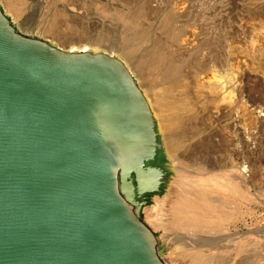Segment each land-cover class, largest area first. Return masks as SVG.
I'll return each instance as SVG.
<instances>
[{"label": "rangeland", "instance_id": "1", "mask_svg": "<svg viewBox=\"0 0 264 264\" xmlns=\"http://www.w3.org/2000/svg\"><path fill=\"white\" fill-rule=\"evenodd\" d=\"M0 6L21 33L125 61L156 119L160 163L169 164L163 190L176 185L175 197L192 199L182 190L186 179L198 178L196 167L206 173L204 186L191 188L214 206L165 210L162 228L145 220L152 205V193L146 195L142 219L152 223L167 264H192L187 252L203 255L212 246L216 264H264V0H0ZM157 53L161 59L151 63ZM166 78L183 85L171 90L177 99L165 98L170 105L158 98ZM172 115L178 123L166 119ZM168 135L186 140L183 163L164 160Z\"/></svg>", "mask_w": 264, "mask_h": 264}, {"label": "water", "instance_id": "2", "mask_svg": "<svg viewBox=\"0 0 264 264\" xmlns=\"http://www.w3.org/2000/svg\"><path fill=\"white\" fill-rule=\"evenodd\" d=\"M161 148L119 57L21 33L0 6V264H167L141 218Z\"/></svg>", "mask_w": 264, "mask_h": 264}, {"label": "bare ground", "instance_id": "3", "mask_svg": "<svg viewBox=\"0 0 264 264\" xmlns=\"http://www.w3.org/2000/svg\"><path fill=\"white\" fill-rule=\"evenodd\" d=\"M7 1V0H6ZM9 1V0H8ZM3 5H4V7L5 8H7V2H3ZM128 52V51H127ZM152 56V55H151ZM126 58V57H125ZM150 60H151V63L154 61L155 62V60H160L161 59V57H159V53H157V55L156 56H153V57H151V58H149ZM148 59V60H149ZM122 60V59H121ZM123 61V63L126 65V67L128 68V70L130 71V73H131V75L133 76V78L135 77L134 75H133V73H132V71L130 70V68L128 67V65L125 63V61L124 60H122ZM158 62H160V61H158ZM147 71V70H146ZM171 71H173V69L171 70ZM165 72V71H164ZM175 73V72H174ZM164 73L162 72V75H163ZM163 76H165V74L163 75ZM165 77H163V79H164ZM135 79V78H134ZM258 79H260V78H258ZM166 80L168 81V87H166V88H163V91H161L159 88V92H156L157 94H158V98L159 99H161L160 97H162L163 99H164V101L163 102H165L166 101V103L167 104H165V105H170L171 103H173V101L172 102H168L165 98H173V99H177V96H175V95H171V90L172 89H175L178 85H179V83H181V82H179L177 79H168V78H166ZM157 81V80H156ZM261 81V80H260ZM262 82V81H261ZM161 84V83H160ZM163 84V83H162ZM165 86V85H164ZM180 86V85H179ZM183 85H181L180 87H177V88H181ZM154 88V87H153ZM184 88H186V87H184ZM156 91L158 90V89H156V87L154 88ZM153 89V90H154ZM161 89H162V87H161ZM182 89V88H181ZM180 89V90H181ZM264 89V88H263ZM178 90V89H177ZM178 92V91H177ZM143 93V92H142ZM181 93V92H180ZM144 95V94H143ZM197 96V95H196ZM157 98V99H158ZM184 100V102L185 103H187V101H186V99H182L181 101H183ZM146 101H147V105H148V107H149V109H150V111H151V115H152V117H153V120H154V123H155V125H157V123H156V119L154 118V116H153V112H152V110H151V108H150V106H149V102H148V100L146 99ZM183 106H185V104H182ZM189 107V106H188ZM177 108V107H176ZM171 115V114H170ZM165 116V115H164ZM176 116V115H175ZM173 118V119H172ZM166 119H168V120H173V121H176V123H178L179 122V120L180 119H177V118H175L173 115L170 117V116H167L166 117ZM174 119H176V120H174ZM161 121V120H160ZM171 123H172V121H171ZM171 123H169L168 124V126H169V128L171 129ZM173 124H175V123H173ZM178 127V126H177ZM173 130V129H172ZM171 131V130H170ZM186 149H187V146H186V140H183V139H181V138H176L175 137V135L174 136H169L168 135V137H167V140L165 141V144H164V150H165V154H164V160L167 162V163H169V162H176V163H183V160L184 159H186V157H185V152H186ZM168 166V168H169V164H167L166 165V163H164V161H163V158H162V162H161V167L163 168V175H162V177L160 178V184H159V188H158V191H156L155 193H152L151 194V196H150V199H151V197H152V205L149 207V209H147L146 210V212H147V215H145V217H146V219L145 220H147L148 221V219H149V221L150 222H152L153 223V227L154 228H156V229H159L161 226H162V223H163V221H164V217H166L167 216V214H165L166 212H165V210H168L169 209V211L170 212H172L173 214L174 213H176V212H179V213H183L184 212V209L183 208H181V207H183V206H185V207H190V208H194V207H201L202 209H210L211 207H213L214 205H213V203L211 202V198L209 197V195L207 194V193H200V191L199 192H197V190H193L192 188H191V186H192V184L193 183H195V184H197V185H200V186H204V184L202 183V181H205L204 179H201V176H203V175H205L206 173L204 172V170L202 169V167H196L194 170H195V173H196V177H198V178H196V179H194V180H192V179H186V181L187 182H190L188 185L189 186H187V187H182V190L184 191V193L185 194H189V195H195V196H193V198L191 199V198H188V199H184V197L179 193V196L182 198V199H179V198H177V197H175L176 195H175V193H174V191H173V189H175V187H176V185H173V186H171V185H169L168 186V189L167 190H163L164 189V184H165V180H166V178H167V176H168V169L166 168ZM205 169V168H204ZM171 170V172H172V174H173V170L172 169H170ZM192 170V169H191ZM172 177V176H171ZM171 177H169V179H171V180H173ZM175 177V176H174ZM178 179V178H177ZM209 179H210V181H212V183H214L215 185H216V183L217 184H219V180L217 179V176H210L209 177ZM181 188V187H180ZM207 192V191H206ZM153 195V196H152ZM166 198V199H168V203L167 204H163V203H158V201L160 200V201H162V199L163 198ZM173 197L176 199H173ZM210 201V202H209ZM213 201V200H212ZM175 202H177V203H179L180 204V206H174V208L172 207V204L171 203H175ZM215 202V201H214ZM216 203V202H215ZM146 208V206H144L143 208H142V212H141V216H142V213H143V211H144V209ZM174 209H175V211H174ZM177 209H178V211H177ZM145 213V212H144ZM146 214V213H145ZM207 215V214H206ZM142 218V217H141ZM148 218V219H147ZM170 220V219H169ZM150 222H149V225L150 226H152L151 224H150ZM149 226V227H150ZM151 228V227H150ZM162 228V227H161ZM203 229V228H202ZM169 230V229H168ZM167 230V231H168ZM184 241H186V240H184ZM188 241V240H187ZM178 242V241H177ZM189 242L192 244V246H193V243L189 240ZM188 242V243H189ZM204 243V245H207L205 242H203ZM182 245H184V246H189L190 244H188V245H186V244H182ZM175 247H177L176 245H175ZM178 248V247H177ZM213 249H215V246H212V247H210L209 249H208V253H205V254H203V255H200V253L198 252V251H196V252H187L186 254L188 255L187 256V258L188 257H190L189 258V260H190V262L192 263V264H216L217 262H216V259H217V257H215V255L214 254H212L211 253V250H213ZM162 250H165V248L164 249H162ZM204 252V251H203ZM219 259V258H218ZM217 261H219V260H217Z\"/></svg>", "mask_w": 264, "mask_h": 264}, {"label": "flooded vegetation", "instance_id": "4", "mask_svg": "<svg viewBox=\"0 0 264 264\" xmlns=\"http://www.w3.org/2000/svg\"><path fill=\"white\" fill-rule=\"evenodd\" d=\"M154 164L155 165H158V166H160L161 167V163H160V159H159V152H158V154H157V157H156V160H155V162H154ZM162 168V167H161ZM163 169V168H162ZM149 193H147L146 195H148Z\"/></svg>", "mask_w": 264, "mask_h": 264}]
</instances>
